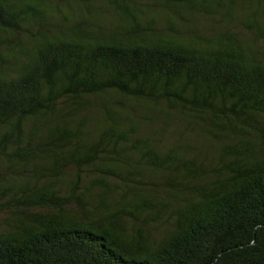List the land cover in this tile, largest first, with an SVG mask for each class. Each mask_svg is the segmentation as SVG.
<instances>
[{
	"label": "trees",
	"instance_id": "1",
	"mask_svg": "<svg viewBox=\"0 0 264 264\" xmlns=\"http://www.w3.org/2000/svg\"><path fill=\"white\" fill-rule=\"evenodd\" d=\"M0 264H264V0H0Z\"/></svg>",
	"mask_w": 264,
	"mask_h": 264
}]
</instances>
